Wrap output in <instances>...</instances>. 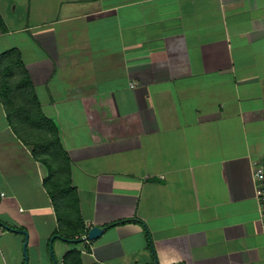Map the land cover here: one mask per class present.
<instances>
[{"label":"crops","instance_id":"obj_1","mask_svg":"<svg viewBox=\"0 0 264 264\" xmlns=\"http://www.w3.org/2000/svg\"><path fill=\"white\" fill-rule=\"evenodd\" d=\"M12 51L87 232L63 237L0 95V264H264V0H0V64ZM127 219L145 226H108Z\"/></svg>","mask_w":264,"mask_h":264},{"label":"trees","instance_id":"obj_2","mask_svg":"<svg viewBox=\"0 0 264 264\" xmlns=\"http://www.w3.org/2000/svg\"><path fill=\"white\" fill-rule=\"evenodd\" d=\"M10 54V60L0 64V95L8 119L23 142L33 146L35 156L48 166L49 175L45 186L56 204L60 220L70 226L63 237L69 242L78 243L87 230L80 226L82 221L78 214L76 215L77 198L71 186L67 154L57 136V127L39 112L31 81L21 63L19 53L12 51ZM126 222H139L145 226L139 219L117 221L108 226ZM3 225L12 230L25 231L23 227ZM63 264H84L81 252L77 249L68 252Z\"/></svg>","mask_w":264,"mask_h":264},{"label":"built area","instance_id":"obj_3","mask_svg":"<svg viewBox=\"0 0 264 264\" xmlns=\"http://www.w3.org/2000/svg\"><path fill=\"white\" fill-rule=\"evenodd\" d=\"M255 178L257 180V195L262 203V210H261V223L263 227V234H264V165L259 164L255 170Z\"/></svg>","mask_w":264,"mask_h":264},{"label":"water","instance_id":"obj_4","mask_svg":"<svg viewBox=\"0 0 264 264\" xmlns=\"http://www.w3.org/2000/svg\"><path fill=\"white\" fill-rule=\"evenodd\" d=\"M104 229H105L104 227H100V226H94V227L90 228L88 230V233H87V239H89V240L97 239L101 235V233L104 231ZM24 233L26 234V239L24 242V253H25L26 260H28L27 253H26V246H27V242H28V237H27V233L25 231H24ZM52 240H53V238H52ZM80 241H83V238H81Z\"/></svg>","mask_w":264,"mask_h":264},{"label":"rangeland","instance_id":"obj_5","mask_svg":"<svg viewBox=\"0 0 264 264\" xmlns=\"http://www.w3.org/2000/svg\"><path fill=\"white\" fill-rule=\"evenodd\" d=\"M260 164H263L264 165V156L262 157V159L260 161Z\"/></svg>","mask_w":264,"mask_h":264}]
</instances>
